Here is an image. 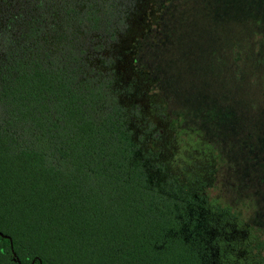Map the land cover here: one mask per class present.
<instances>
[{
  "label": "trees",
  "instance_id": "1",
  "mask_svg": "<svg viewBox=\"0 0 264 264\" xmlns=\"http://www.w3.org/2000/svg\"><path fill=\"white\" fill-rule=\"evenodd\" d=\"M171 1L0 0V264H264V0L201 5L193 107L139 59Z\"/></svg>",
  "mask_w": 264,
  "mask_h": 264
},
{
  "label": "rangeland",
  "instance_id": "2",
  "mask_svg": "<svg viewBox=\"0 0 264 264\" xmlns=\"http://www.w3.org/2000/svg\"><path fill=\"white\" fill-rule=\"evenodd\" d=\"M214 1H219L220 3L224 2V0H172L162 25L166 35L157 38L156 40L152 39V41L145 44L140 52L139 59L141 64L148 69L154 67V73H163L162 84L166 91L169 93L172 92L175 98L181 100L184 106L190 107L192 105L193 107L194 105H197L199 98L203 100L199 95L198 90L199 88H203L202 86H205L207 76L210 78L212 77L209 72L210 63L212 61V49H220V46L222 45H220L221 25L215 24L217 32L215 33V37L212 38L208 31L210 29L209 24L205 20V16L202 15L199 20L196 18L201 15L200 11L202 10V4L206 5V7L203 8V13L208 5H211ZM196 3H198V6L197 8H194ZM152 43L155 45L152 46ZM171 49H173L176 54H172L165 58V51ZM180 50L185 52V59L180 70L169 68L167 64H171L175 60L177 53ZM248 66L249 65L245 66L244 70L247 69ZM248 72L249 70L244 71L243 75H246ZM218 76L215 80L218 79ZM213 83L214 81L210 85ZM180 87H183L184 89H181ZM186 89L188 92L185 91ZM260 89V87L252 88L250 89L253 90L252 95H242L245 111H247L251 103L256 105V111L258 113L255 116L258 120L264 118V112H262L264 110V103L259 97ZM254 94L258 97L254 96ZM260 146H262V144L253 145V147ZM241 150L242 148L239 149V152H241ZM239 159L242 161V158ZM235 170L242 171L245 170V167L241 163ZM246 172L248 173V170ZM230 177L231 174L228 169L222 171L221 176H219L220 192H218V195H222L225 197L226 201L232 202L233 197H242H239L236 191L229 192V190H227V185L230 184ZM262 203L264 205V199L262 200ZM261 207V212L264 214V206ZM253 214L256 216V212H253ZM253 214L248 212L246 213V216H249L252 220ZM254 222H257L256 218L254 219Z\"/></svg>",
  "mask_w": 264,
  "mask_h": 264
},
{
  "label": "water",
  "instance_id": "3",
  "mask_svg": "<svg viewBox=\"0 0 264 264\" xmlns=\"http://www.w3.org/2000/svg\"><path fill=\"white\" fill-rule=\"evenodd\" d=\"M0 236L3 237V238H5V239H8V240H9V242H10V247H11V250H12V242H11V239H10L8 236H5V235H3V234H1V233H0ZM12 251H13V250H12ZM16 262L19 263L18 260H16ZM33 262H34V261H33ZM33 262H32V264H33Z\"/></svg>",
  "mask_w": 264,
  "mask_h": 264
}]
</instances>
